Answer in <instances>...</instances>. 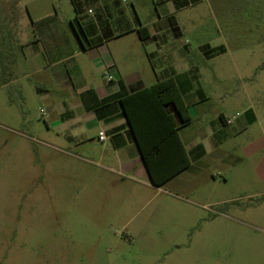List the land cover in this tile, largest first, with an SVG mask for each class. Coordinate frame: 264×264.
Wrapping results in <instances>:
<instances>
[{
    "label": "rangeland",
    "instance_id": "374dc122",
    "mask_svg": "<svg viewBox=\"0 0 264 264\" xmlns=\"http://www.w3.org/2000/svg\"><path fill=\"white\" fill-rule=\"evenodd\" d=\"M127 1L143 20L174 10ZM184 2L177 43L209 99L206 122L181 132L187 144L203 127L210 137L203 157L152 189L48 147L40 102L28 112L18 83L2 86L20 27L32 36L30 16L72 14L74 2L0 0V264H264V0ZM221 114L233 122L218 130Z\"/></svg>",
    "mask_w": 264,
    "mask_h": 264
},
{
    "label": "crops",
    "instance_id": "0c3cea01",
    "mask_svg": "<svg viewBox=\"0 0 264 264\" xmlns=\"http://www.w3.org/2000/svg\"><path fill=\"white\" fill-rule=\"evenodd\" d=\"M117 1L123 4L117 5ZM72 2L75 13L55 9L30 16L32 36L26 27H20L14 37L17 42L7 46L3 54L6 77L2 86L18 83L28 112V105L34 100L40 102L50 140L44 143L48 147L80 159L88 167L117 175L124 183L156 188L121 100L171 78L176 90L173 103L168 105L173 125L183 128L201 119L199 99L207 100L209 94L201 86L200 68L177 43L181 30L173 15L186 3L166 0L174 5L172 12L170 8L158 12V18L147 14L143 20L131 1L130 5L127 0ZM16 21L17 26L27 24L23 16H17ZM173 24L177 31H173ZM27 91H33L32 97ZM221 115L218 130L229 125L227 117ZM247 123L241 122L240 129ZM181 128L179 136L189 160L203 157L206 153L202 142L210 137L209 131L203 127L202 137L187 144ZM100 132L106 137L104 141L100 140Z\"/></svg>",
    "mask_w": 264,
    "mask_h": 264
},
{
    "label": "trees",
    "instance_id": "16d2710c",
    "mask_svg": "<svg viewBox=\"0 0 264 264\" xmlns=\"http://www.w3.org/2000/svg\"><path fill=\"white\" fill-rule=\"evenodd\" d=\"M175 93V83L170 78L121 100L123 113L155 186L164 185L190 165L179 136L182 126H174L169 118L168 105L173 103Z\"/></svg>",
    "mask_w": 264,
    "mask_h": 264
},
{
    "label": "built area",
    "instance_id": "2783aa9c",
    "mask_svg": "<svg viewBox=\"0 0 264 264\" xmlns=\"http://www.w3.org/2000/svg\"><path fill=\"white\" fill-rule=\"evenodd\" d=\"M112 77L111 76H109L108 77V79H111ZM226 122H227V124H231L232 122H233V120L232 119H226ZM105 135H104V133L103 132H100V140L101 141H104L105 140Z\"/></svg>",
    "mask_w": 264,
    "mask_h": 264
}]
</instances>
